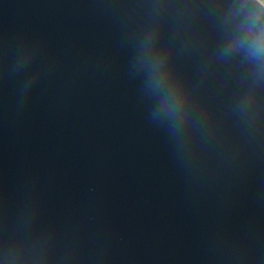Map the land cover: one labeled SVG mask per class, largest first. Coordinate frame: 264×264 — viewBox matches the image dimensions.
<instances>
[{
  "label": "water",
  "instance_id": "1",
  "mask_svg": "<svg viewBox=\"0 0 264 264\" xmlns=\"http://www.w3.org/2000/svg\"><path fill=\"white\" fill-rule=\"evenodd\" d=\"M0 264H264V2L0 0Z\"/></svg>",
  "mask_w": 264,
  "mask_h": 264
},
{
  "label": "built area",
  "instance_id": "2",
  "mask_svg": "<svg viewBox=\"0 0 264 264\" xmlns=\"http://www.w3.org/2000/svg\"><path fill=\"white\" fill-rule=\"evenodd\" d=\"M264 2V0H262Z\"/></svg>",
  "mask_w": 264,
  "mask_h": 264
}]
</instances>
